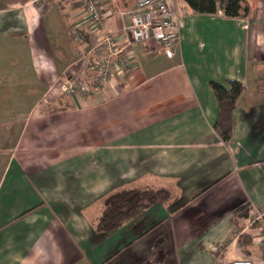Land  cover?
<instances>
[{
	"label": "crops",
	"instance_id": "crops-1",
	"mask_svg": "<svg viewBox=\"0 0 264 264\" xmlns=\"http://www.w3.org/2000/svg\"><path fill=\"white\" fill-rule=\"evenodd\" d=\"M134 1L101 0L92 31L83 0H0V264H264V0L236 18L165 0L185 8L172 57L125 44ZM105 35L129 72L64 93L93 82ZM229 80L244 89L223 141L210 82ZM132 189L168 198L98 233L105 199Z\"/></svg>",
	"mask_w": 264,
	"mask_h": 264
},
{
	"label": "built area",
	"instance_id": "built-area-1",
	"mask_svg": "<svg viewBox=\"0 0 264 264\" xmlns=\"http://www.w3.org/2000/svg\"><path fill=\"white\" fill-rule=\"evenodd\" d=\"M86 13V23L90 30L95 31L103 26L105 11L101 0H83ZM185 8L175 11L168 6L165 0H135L130 11L118 10L120 17L129 16V25L123 28L125 44L156 41L167 57H172L173 47L178 42L180 30L184 24ZM212 17L222 16L221 11L210 14ZM70 35L75 41L80 40L77 30ZM101 44L107 48L108 55L101 60L92 62L91 76L93 82L82 79L66 80L62 85L64 93L70 96L86 95L91 87L99 88L115 71L119 74L129 72L130 61L121 54L117 40L112 35H105ZM230 264H252L249 259H241Z\"/></svg>",
	"mask_w": 264,
	"mask_h": 264
},
{
	"label": "trees",
	"instance_id": "trees-1",
	"mask_svg": "<svg viewBox=\"0 0 264 264\" xmlns=\"http://www.w3.org/2000/svg\"><path fill=\"white\" fill-rule=\"evenodd\" d=\"M192 11L199 14L222 12L226 18L246 16L248 13L244 0H182ZM219 104L215 129L223 141H228L232 128L231 114L237 98L243 91V85L237 80H229L227 86L211 81ZM168 198L165 192L151 189H132L110 195L104 201L96 231L106 234L123 227L126 223L140 216L146 209L154 206L161 199Z\"/></svg>",
	"mask_w": 264,
	"mask_h": 264
},
{
	"label": "rangeland",
	"instance_id": "rangeland-1",
	"mask_svg": "<svg viewBox=\"0 0 264 264\" xmlns=\"http://www.w3.org/2000/svg\"><path fill=\"white\" fill-rule=\"evenodd\" d=\"M244 4H246V3H244ZM246 6H247V5H246ZM247 10H249V9L247 8ZM256 222H257V221H255V222H253V223H251V224H255ZM131 237H132L131 235L128 236L129 239H131ZM153 257H154V256H152V258H153ZM153 261H154V263L152 262V263H150V264H160V262H158V258H157V259H153ZM234 261H235V260H234ZM231 262H232V261H231ZM231 262H230V263H231ZM81 264H86V263H85V261H83ZM116 264H118V263H116ZM228 264H229V263H228Z\"/></svg>",
	"mask_w": 264,
	"mask_h": 264
}]
</instances>
